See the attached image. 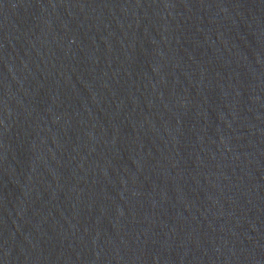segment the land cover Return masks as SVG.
Returning a JSON list of instances; mask_svg holds the SVG:
<instances>
[{"label":"water","instance_id":"95a60500","mask_svg":"<svg viewBox=\"0 0 264 264\" xmlns=\"http://www.w3.org/2000/svg\"><path fill=\"white\" fill-rule=\"evenodd\" d=\"M0 264H264V0H0Z\"/></svg>","mask_w":264,"mask_h":264}]
</instances>
